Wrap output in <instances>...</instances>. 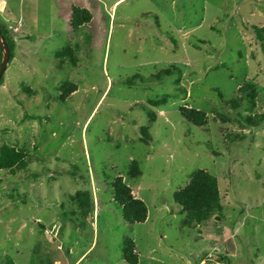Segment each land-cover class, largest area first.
Instances as JSON below:
<instances>
[{"label": "rangeland", "instance_id": "374dc122", "mask_svg": "<svg viewBox=\"0 0 264 264\" xmlns=\"http://www.w3.org/2000/svg\"><path fill=\"white\" fill-rule=\"evenodd\" d=\"M73 8L90 22L73 29ZM0 26V148L24 156L0 171V264H127L126 238L136 264H264V120L244 119L264 114L263 0H0ZM243 83L258 97L232 109ZM197 170L221 210L187 225L174 194ZM117 177L145 222L122 220Z\"/></svg>", "mask_w": 264, "mask_h": 264}, {"label": "trees", "instance_id": "16d2710c", "mask_svg": "<svg viewBox=\"0 0 264 264\" xmlns=\"http://www.w3.org/2000/svg\"><path fill=\"white\" fill-rule=\"evenodd\" d=\"M90 20L91 14L89 11L81 8L72 9L70 26L73 29L89 23ZM252 30L258 40L263 39L264 26L260 28L252 27ZM0 33L4 37L9 48V63L13 58L14 41L8 35L7 30L2 26H0ZM262 46H264L263 42ZM56 58L61 61L67 60L70 63L75 62L74 51L69 45L62 48L56 54ZM162 74L168 76L171 72L164 71ZM2 80L3 75L0 83ZM125 83L131 84L132 81L127 80ZM75 91L76 88L74 85H65L60 89L59 96L61 98L65 95L72 94ZM237 95V98L228 102V106L232 109L239 107L242 101L254 102L256 97H258V92L255 85L251 83H243L237 89ZM179 114L183 121L187 124L202 128L207 125V115L202 111L187 107H180ZM244 119L247 125L257 127L264 120V114L252 117L248 116ZM144 136L149 139L146 135ZM23 158L24 156L22 152L7 146H2L0 148V171L12 172L15 166H23ZM132 169L136 172V174L133 172L134 176L131 177H137L139 175V171L134 162L131 170ZM111 188L113 201L121 208L122 220L128 224V226L145 222L147 218V209L144 203L131 195V189L123 182L122 178H115L111 183ZM174 202L181 207L182 211L186 213L185 223L187 225L191 222L201 223L207 220L213 212H220L221 210L217 179L204 170L195 171L191 174L188 183L174 194ZM121 256L127 264L137 263V257L134 252V244L128 238L124 239L122 243Z\"/></svg>", "mask_w": 264, "mask_h": 264}, {"label": "water", "instance_id": "95a60500", "mask_svg": "<svg viewBox=\"0 0 264 264\" xmlns=\"http://www.w3.org/2000/svg\"><path fill=\"white\" fill-rule=\"evenodd\" d=\"M0 53H1V62H0V80L6 69V66L9 61V48L5 42L4 37L0 33Z\"/></svg>", "mask_w": 264, "mask_h": 264}]
</instances>
